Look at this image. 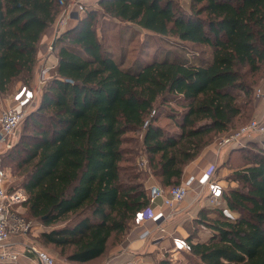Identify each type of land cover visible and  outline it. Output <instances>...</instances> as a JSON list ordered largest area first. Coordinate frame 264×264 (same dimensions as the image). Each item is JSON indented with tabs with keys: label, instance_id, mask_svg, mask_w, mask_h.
I'll list each match as a JSON object with an SVG mask.
<instances>
[{
	"label": "trees",
	"instance_id": "trees-1",
	"mask_svg": "<svg viewBox=\"0 0 264 264\" xmlns=\"http://www.w3.org/2000/svg\"><path fill=\"white\" fill-rule=\"evenodd\" d=\"M67 2L0 0V94L30 83L42 36ZM188 2L185 9L175 0H101L100 10H87L56 38L55 74L10 148L23 176L17 185L27 193L23 215L46 227L38 246L96 264L148 205L146 174L163 187L178 185L204 147L250 119L264 78V0ZM106 20L194 49L149 58L141 50L128 60L106 39ZM118 31L123 38V27ZM241 116L246 122L234 125ZM139 139L137 152L131 145ZM242 154L222 196L235 219L200 214L211 236L186 238L191 264H264V152Z\"/></svg>",
	"mask_w": 264,
	"mask_h": 264
},
{
	"label": "built area",
	"instance_id": "built-area-1",
	"mask_svg": "<svg viewBox=\"0 0 264 264\" xmlns=\"http://www.w3.org/2000/svg\"><path fill=\"white\" fill-rule=\"evenodd\" d=\"M97 4L98 0H68L67 5L51 25L54 38L65 30L68 19L77 21L87 10L94 8ZM47 51H52L50 43L47 45ZM45 56L46 53L40 50L37 52L34 68L37 69L38 66L40 68L37 75L35 70L29 84H20L11 94L1 98L0 155L16 143L21 122L37 107L41 88L54 76L50 74L49 68L43 66ZM52 68L55 71V67ZM253 95L255 99H264V89L260 86L255 87ZM211 144L217 152L227 146L231 149H252L264 152V118H251L246 124L218 135ZM138 165L148 171L146 159L143 156L138 159ZM215 172L216 168L213 165L199 173L188 174L178 185L163 187L160 183H153L146 188L149 203L137 211L134 217L133 227L137 230V237L142 240L150 238L155 230L161 235L169 234L163 222L169 220L178 211V205L194 185L205 189V195L211 207L220 208L221 215L226 220L233 221L235 214L223 205L222 196L226 185L216 178ZM156 198H160L161 202L153 205ZM26 200L25 190L15 183L8 169L0 166V262L5 259L14 261L19 255L18 252L8 249L12 235L26 236L33 231V223L25 219L22 211L19 212L14 208L15 206L23 208ZM147 222H150L151 226H147ZM172 240L174 252L190 251L191 247L186 238L173 237ZM23 245L25 250L36 255L40 264H56L53 256L39 249L34 243L24 242ZM125 264H133V262L127 261Z\"/></svg>",
	"mask_w": 264,
	"mask_h": 264
},
{
	"label": "crops",
	"instance_id": "crops-1",
	"mask_svg": "<svg viewBox=\"0 0 264 264\" xmlns=\"http://www.w3.org/2000/svg\"><path fill=\"white\" fill-rule=\"evenodd\" d=\"M77 23L76 20L68 19L65 29L72 28ZM54 39V31L52 26L42 36V39L38 46L39 50L46 53L44 58L43 66L50 69V74H55L54 68L56 69V55L52 51H47L48 43L51 44ZM50 55L54 56V61L50 65H47V59ZM34 68L33 75H36L39 70ZM33 77V76H32ZM264 89V78L258 85ZM7 95H0L1 98H5ZM251 118H264V99H255ZM245 149H231L228 146L223 147L216 151L213 144H210L200 152V154L188 163L183 171V177H186L190 173H199L211 166H215V176L226 187L230 185L227 180V176L236 169L243 166V151ZM153 183H159L158 180L151 174H146L145 187L148 188ZM205 189L194 185L188 191L185 199L178 205V211L173 215V219L163 222L167 227L169 234H156L151 235L147 239H139L136 235L137 230L132 226L129 231L125 234L121 242L111 247L106 254L98 260L96 264H125L127 261H132L133 264H190L189 255L185 252H174L172 250L173 237L188 238L192 237V241L206 242L211 236V228L207 225V222L201 223L199 221L200 214L207 211L206 215L209 218H220L222 216L216 208L206 205L204 200H208L205 195ZM161 202L160 198H156L153 205H157ZM24 208V207H23ZM22 208V209H23ZM25 209V208H24ZM23 212V210H21ZM220 214V215H219ZM33 231L30 234L11 236L9 250L16 251L19 253L16 260L12 261L5 259L0 264H40L36 255L30 251L25 250L24 242L34 243L39 249H41L35 242L30 240L29 237L33 236L36 238L38 234L45 230L46 227L37 221H32ZM147 226H151L150 222L146 223ZM155 232V231H154ZM56 264H75L64 260L63 258L55 255Z\"/></svg>",
	"mask_w": 264,
	"mask_h": 264
},
{
	"label": "rangeland",
	"instance_id": "rangeland-1",
	"mask_svg": "<svg viewBox=\"0 0 264 264\" xmlns=\"http://www.w3.org/2000/svg\"><path fill=\"white\" fill-rule=\"evenodd\" d=\"M175 2L178 5H181L185 9L189 8L188 0H175ZM94 8H99L98 10H100L101 7H100V5L97 4L96 6H94ZM121 26L125 30L123 38H120V33L118 31L119 27H121ZM104 32H106V34H105L106 39H108V38L111 39V41H113L115 44H117L120 48L125 49L126 50L125 52H128V57H127L128 60H132L136 55L139 54V52H141V50H145V52L148 54V58H149L157 50H160V52H164L166 50H173L174 52H176L179 55H184V51H186L187 49H189V50L194 49L187 43L183 44V43L179 42V40L173 36L162 37L159 35H155L151 32H147V31L139 28L136 24H133V23L123 24V23H119L118 21H115V20H106ZM197 49L200 51L203 48H197ZM115 55L118 56V53ZM53 61H54V56L50 55L47 59V65H50L51 62H53ZM260 83H258L255 87H257ZM8 94H10V92H8L5 95H8ZM253 103H254V99H253ZM36 106H37V104H36ZM25 119H26V117H25ZM25 119L21 122V124L19 126V129L17 132V140H18L19 134L21 135L23 133V129H24L23 126H24ZM167 121L168 120H166L165 118L164 119L161 118V122L164 123ZM244 122H246V118L244 116H241L235 121L234 125H239V124L244 123ZM246 123H244V124H246ZM244 124H242V125H244ZM235 128H237V127H235ZM140 145H141V140L139 139L136 142H134L131 146H133V147L135 146L136 151L139 152ZM16 146H17V144H16ZM14 151H15V148L13 147L12 149H10V150L6 151L5 153H3L2 155H0V166L8 169L9 172L12 174V177L15 180V183L19 185V183H21V181L23 180V176L20 172L21 170L18 169L16 166L19 159L17 158ZM140 157H142V156H140ZM228 182H229V180H228ZM230 186H232V185L230 184L228 187H230ZM204 202L206 203V205H210V203L208 202L207 199L204 200ZM14 208H16V210L19 212L21 210H23V214L25 212V209L24 208L22 209L21 206H15ZM173 218L174 217L172 216L169 220L172 221ZM25 219L27 221H29L26 217H25ZM156 232H157V230H155V232L153 231V235L156 234ZM29 239L35 240V238L33 236H30ZM39 247L55 258V255L53 254V252L48 247H44L41 245Z\"/></svg>",
	"mask_w": 264,
	"mask_h": 264
},
{
	"label": "water",
	"instance_id": "water-1",
	"mask_svg": "<svg viewBox=\"0 0 264 264\" xmlns=\"http://www.w3.org/2000/svg\"><path fill=\"white\" fill-rule=\"evenodd\" d=\"M100 1H101V0H98V3H99ZM56 38H57V37H55V38L52 40V42H51V48L54 47V44H55ZM35 109H36V108H35ZM35 109H33L32 111H34ZM32 111H31V112H32ZM31 112H30V113H31ZM30 113H29V114H30ZM29 114H28V115H29ZM28 115H27V116H28Z\"/></svg>",
	"mask_w": 264,
	"mask_h": 264
}]
</instances>
